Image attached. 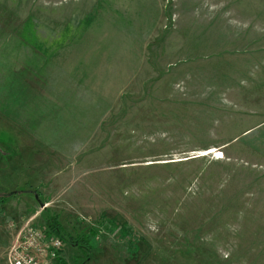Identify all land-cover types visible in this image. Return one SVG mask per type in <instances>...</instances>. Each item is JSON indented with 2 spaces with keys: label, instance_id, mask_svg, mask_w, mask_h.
Masks as SVG:
<instances>
[{
  "label": "rangeland",
  "instance_id": "rangeland-1",
  "mask_svg": "<svg viewBox=\"0 0 264 264\" xmlns=\"http://www.w3.org/2000/svg\"><path fill=\"white\" fill-rule=\"evenodd\" d=\"M262 13L0 0V264L48 220L62 264H264Z\"/></svg>",
  "mask_w": 264,
  "mask_h": 264
},
{
  "label": "built area",
  "instance_id": "built-area-1",
  "mask_svg": "<svg viewBox=\"0 0 264 264\" xmlns=\"http://www.w3.org/2000/svg\"><path fill=\"white\" fill-rule=\"evenodd\" d=\"M63 242L58 237L26 224L7 253V264H62Z\"/></svg>",
  "mask_w": 264,
  "mask_h": 264
},
{
  "label": "trees",
  "instance_id": "trees-1",
  "mask_svg": "<svg viewBox=\"0 0 264 264\" xmlns=\"http://www.w3.org/2000/svg\"><path fill=\"white\" fill-rule=\"evenodd\" d=\"M47 228H49L51 230V233H53V235L55 236H58L59 235V227H58V224L56 223H51L50 224V221L48 220L47 222Z\"/></svg>",
  "mask_w": 264,
  "mask_h": 264
},
{
  "label": "bare ground",
  "instance_id": "bare-ground-1",
  "mask_svg": "<svg viewBox=\"0 0 264 264\" xmlns=\"http://www.w3.org/2000/svg\"><path fill=\"white\" fill-rule=\"evenodd\" d=\"M214 153H216V155H213L214 157H216V158H219V157H220L219 152H218L217 150H214V149H209V150L204 151V152L201 154V156H206V155L214 154Z\"/></svg>",
  "mask_w": 264,
  "mask_h": 264
},
{
  "label": "crops",
  "instance_id": "crops-1",
  "mask_svg": "<svg viewBox=\"0 0 264 264\" xmlns=\"http://www.w3.org/2000/svg\"><path fill=\"white\" fill-rule=\"evenodd\" d=\"M258 4H259L260 6H258ZM261 4H262V3H261L260 0H255V11L258 12L259 15L263 14L262 11H264V10L262 9ZM256 5H257V7H256ZM258 10H259V11H258ZM8 249H10V248H8ZM95 250H96V249H95Z\"/></svg>",
  "mask_w": 264,
  "mask_h": 264
}]
</instances>
